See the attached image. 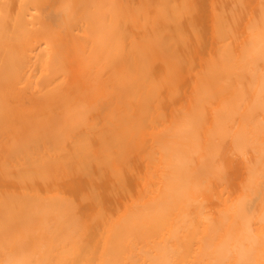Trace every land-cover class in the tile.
<instances>
[{
    "label": "bare ground",
    "instance_id": "obj_1",
    "mask_svg": "<svg viewBox=\"0 0 264 264\" xmlns=\"http://www.w3.org/2000/svg\"><path fill=\"white\" fill-rule=\"evenodd\" d=\"M0 264H264V0H0Z\"/></svg>",
    "mask_w": 264,
    "mask_h": 264
}]
</instances>
